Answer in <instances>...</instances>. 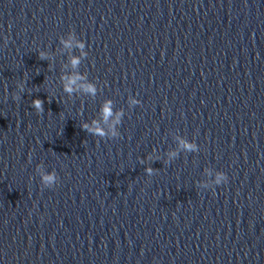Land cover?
Listing matches in <instances>:
<instances>
[{"label":"clouds","instance_id":"9594fccd","mask_svg":"<svg viewBox=\"0 0 264 264\" xmlns=\"http://www.w3.org/2000/svg\"><path fill=\"white\" fill-rule=\"evenodd\" d=\"M74 31H69V39L68 40H61V43L65 48H70L72 47L71 40L74 36ZM5 43H7V39L5 40ZM76 46L81 49V55L82 56H87L88 53L83 51L85 49V42L84 41H77ZM39 58L44 60L47 59V54L44 51L39 52ZM70 63L73 68L78 67V65L81 63V60L79 57H72L70 60ZM63 81V91L69 95L73 94L77 90H82L84 93L95 96L96 94V87L92 83H83L79 84V81H83L86 78L80 74L72 75V76H63L62 78ZM17 88L19 89V92H24L25 90V81H21L17 84ZM13 99L19 100L21 99L19 93L14 94ZM131 104L133 105H139L141 103L140 100L138 99H132L130 101ZM31 107L36 110L37 113H43L44 112V100L40 98H35L31 101ZM102 117L105 122H108L110 118L115 116V118L112 121V124L109 125V131H105L104 128H102L99 124L98 121L93 120L91 125L88 123H84L81 125V128L94 135L98 136L100 138H117L120 136V133L116 131L115 125L119 124L121 122V117L123 116V112H117L113 113L112 111V102L111 100H108L104 103L102 107ZM179 146L181 149L189 151V152H194L198 150V146L196 143L189 142L184 139L179 140ZM177 153L175 151L169 153L170 157H175ZM146 173L148 175H152L154 170L151 167L146 168ZM37 172L39 173L40 179H41V184L45 188H52L55 186L58 181L59 177L56 173L55 170L53 171H44L41 166H37ZM228 180V177L226 173L222 171H218L215 176V185H221L222 183H226Z\"/></svg>","mask_w":264,"mask_h":264}]
</instances>
